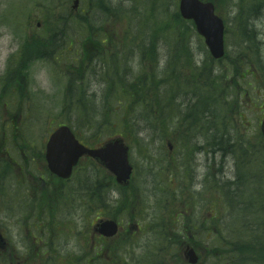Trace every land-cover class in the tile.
<instances>
[{
    "label": "rangeland",
    "instance_id": "obj_1",
    "mask_svg": "<svg viewBox=\"0 0 264 264\" xmlns=\"http://www.w3.org/2000/svg\"><path fill=\"white\" fill-rule=\"evenodd\" d=\"M120 0H112L113 3L118 4ZM128 0H124L126 2L123 4L124 7L128 6L127 5ZM142 1V0H140ZM159 1V0H158ZM90 2V0H88ZM59 3H62L60 0H0V72L2 71V67L7 64L8 58L10 55L14 54L17 48V45L19 43L18 39H13L11 36V31H12V26L10 25V21H13L14 18H19L22 19L24 18H29L33 19V22L36 20H46L50 18H55L59 17L61 15H67L71 14V9L70 5L71 2L69 3L66 2L67 8L66 11H61L58 9ZM91 3V2H90ZM143 5V4H142ZM228 7L230 4L227 5ZM45 7V9H44ZM226 6H223L222 9L220 10V14L226 19V25H227V30H226V36L228 39H225V47L226 51L228 53V58L230 56H234L236 54V46H235V33H236V27L234 24V19L233 16L236 12V10L233 8H228ZM7 8H9L10 13L7 17H4L7 14ZM82 8H88V5L85 0V4L83 5L82 3H79V8L78 10ZM177 8V0H166L164 5H162V9L165 10V15L168 11L171 10H176ZM29 9V10H28ZM90 11H93L94 8H88ZM129 11V17L133 18L135 22L142 23L145 26L143 28L144 32L146 34H149L151 32V29L154 28L156 31L159 29L160 26H158L160 23H156V18L152 20V15L154 9L150 10L148 9V5L146 4V9L143 7L139 8L140 15L139 16H134V11L131 8L127 9ZM70 11V12H69ZM29 12V13H28ZM28 13V14H27ZM158 13L155 12V14ZM258 13V16L256 19H253L251 21V26L255 30V33L257 34V39L260 41V56H261V61L264 65V8ZM27 14V15H26ZM82 14V12H81ZM151 14V17L149 15ZM91 17L90 15H88ZM95 19H101L100 22L94 21L96 27L100 26L103 28V30L106 33H111L113 31V27L115 26L116 31H117V36L121 34L120 30L124 29V31H128L129 34L133 33V28L130 27L129 24L122 25L121 22H117V17H110L107 16V14L97 11L95 12ZM102 17L110 19L109 22L105 21L102 22ZM162 18L164 19V15H162ZM125 20V17H124ZM99 21V20H98ZM113 25H111V24ZM100 24V25H99ZM95 25L92 26L94 27L95 30ZM130 27V28H129ZM101 31L100 33L103 34L104 31ZM173 32L174 30H165L162 33V38L160 39L159 43V49H158V64L160 67H163L165 64V61L167 59V51H168V46L170 44V39L173 37ZM190 32V39L192 41L193 46H195V52H196V60L199 63L201 59L204 57L203 51L199 50V45L202 43L201 40L193 35L191 33V28H189ZM116 39L115 37H113ZM83 39L82 36V31L78 33V45L80 48V40ZM80 51V49H79ZM90 53L92 51V48L90 47L88 50ZM79 54V53H78ZM228 58L223 61L226 62ZM64 63H67L64 62ZM59 66L63 67V64L60 63L58 64ZM93 66V65H92ZM137 69L136 76L134 79L131 80V83L135 82L137 79L141 78L144 75L143 69L141 67L135 66ZM32 72H36V75L34 77V87L35 89L30 90L31 93H33V102L30 104H27L22 107V111L25 112V115H27V118L23 121L21 125H23V129L27 130L25 132V135L28 134L29 137H27L30 141V144L32 148H25L23 151L28 152L26 155L30 156V151L37 153L38 151H42V148L44 147V144L47 140V136L49 132L51 131V128L56 126L57 124H61V122H67L69 121L77 131L74 121L77 120L79 124L82 127V132L80 135L84 140H86L88 143L95 144L99 142L101 139H103L107 134L102 133V134H96L94 132L95 128L92 127L89 124L90 117L93 116L94 112L97 114L94 117H99L101 115V97H102V92L101 90L103 87L99 86L96 84V81L94 80L96 74H99V72L92 73L90 70H78L77 76L81 77V81L78 83H74V86L72 87L73 93L75 95V98L78 97L79 91L83 89L85 93L91 95L89 96L90 98H96L97 104L94 105V103L91 106L86 105V110L87 113L83 114L79 111V109L75 106H71L68 102H64L65 98L68 96L67 91H66V86L68 85V82H66V79L64 77H61L58 74H55L53 69L49 66L46 65L45 63H39L36 64L32 67ZM56 75V78H55ZM87 75H89L92 80L89 82V85L87 82H82L86 80ZM247 82L250 83V85H247ZM240 83L247 85L248 90H249V104H253L252 110L249 109L247 111V119H243L239 126L240 132H242L244 135L246 134L250 140L254 141L256 137V132L258 129V124H259V118L261 116V109L264 106V90L260 89L258 84L261 85V87L264 88V73L259 72L254 75V78L251 76H248L245 80L240 81ZM157 89L154 90L155 96L157 95ZM157 98V97H156ZM95 107V109H94ZM249 106H247L248 108ZM65 111L66 113L61 112ZM142 111V106H133L129 111L128 115L130 118H132V125L133 129L136 131V140L134 143H131V147L129 150V158L130 162L133 164L135 167V179L134 183L137 185L136 190L138 193H141V190L143 189L144 192L148 195L147 200L145 204L148 203V199L154 196L153 192L154 189L158 188L159 183H163V181L167 178H170V175H167V172L165 176H162L158 171H156L159 168V163H165L167 159L165 158L167 156V150L162 148V140L159 138V133L157 131L153 130L152 128L147 127L151 123L150 118H143L141 116ZM91 115V116H90ZM26 122L28 124L26 125ZM120 133V132H118ZM232 135H235L233 133ZM134 137L133 135H130ZM135 138V137H134ZM149 141L150 143V148L153 145L154 148L149 149L148 151L140 152L139 147L137 146L138 142H147ZM180 141L183 143V140L180 139ZM198 143H201V140L197 141ZM99 144V143H98ZM181 147L182 144L180 143ZM183 148V147H182ZM175 153H170L172 155L169 156V160H173L175 163H173V178L174 180L172 187L170 189L172 191L179 192L178 189V184H179V173L181 172V168H179V165L181 162L184 160L185 154L182 151V154H180L179 149L175 147ZM18 156V154H17ZM33 157V156H32ZM192 160H191V165H192V178L190 181V188L191 190L194 191H199V190H205L203 192V195L206 196V198H211L214 190L211 189L206 193L207 184L204 183V180L208 177H211L212 180L214 179L215 175L218 180H225L226 177L231 176V173L226 170L220 172L218 171V167H216L215 163H218L220 157L219 154H213L209 153L205 148H203V152H194L192 154ZM22 158V156H21ZM233 157L229 155L226 158V166L227 169H231L233 171ZM151 160V161H150ZM97 168L100 170L102 169L98 163L93 161ZM35 167L32 164H30L31 171L34 172V168H36V171L34 172V175H38L39 172H41L44 169V163L43 161L38 162V160H35ZM20 164H23L25 166L24 161H20ZM88 164L86 159L83 160L82 164L80 165L85 167ZM149 165H152V168L150 169ZM149 166V167H148ZM26 167V166H25ZM216 169V170H215ZM103 170V169H102ZM147 170L149 172H147ZM210 171L212 175L207 176V172ZM94 172V170H93ZM32 176L31 182L33 186H36L39 190L42 187L46 186V183H43L41 181H37L36 176ZM29 175L26 176V180H29ZM98 181H102L105 184H110L109 181L107 180V175L106 172L100 171L99 176H98ZM163 187H166L167 190H169L168 185H164ZM162 187V188H163ZM3 190H7V184L5 183L3 185ZM213 204L216 203V199L214 198L212 201ZM144 204V205H145ZM150 205L151 203H148L146 205V209L143 208L140 216L136 217L135 221H139L141 224L142 230L138 233V239L140 243H143L144 237L147 235V240L151 244L154 243L155 238L154 235L150 230L149 234H146V230L143 231L145 223L151 219L150 214L153 212L150 210ZM7 206V203H3L0 205V207L5 208ZM95 206L92 205L91 207L88 208L87 211V216L82 217V210L77 209L74 214H72L69 218L70 220V227H73V231H70V228H62V231L60 235L62 236V239H59L58 242H75L78 238H83L85 237L84 232L88 231V235L90 236L91 234V223L94 221V216L90 213L91 210ZM211 210L210 207H205L202 205L196 206L195 211L196 214H199V211L202 213L207 214ZM157 213H161L157 211ZM8 219L9 215L7 211H1L0 210V225L3 226L5 229L8 230ZM58 221L59 217L56 218ZM93 219V220H92ZM92 220V221H91ZM226 220V219H225ZM62 221V219L60 220ZM66 225V224H65ZM63 226V224H62ZM140 226V225H139ZM10 232V230H9ZM8 232V234H9ZM204 236V233H203ZM202 237V235L200 236ZM90 243V242H89ZM97 246L95 248V251L100 248V242H96ZM207 245V244H206ZM136 249L137 246H136ZM83 250L79 247L76 248V251L74 253L76 254H81ZM100 264H106L104 261Z\"/></svg>",
    "mask_w": 264,
    "mask_h": 264
},
{
    "label": "trees",
    "instance_id": "obj_2",
    "mask_svg": "<svg viewBox=\"0 0 264 264\" xmlns=\"http://www.w3.org/2000/svg\"><path fill=\"white\" fill-rule=\"evenodd\" d=\"M101 1V0H99ZM161 1V0H160ZM217 5H220L222 3H226L227 0H214ZM231 1V0H229ZM158 2V0H151V3L155 5ZM247 3V7L244 5V3ZM160 5H164V3H161ZM253 5H256L259 8L264 7V0H236L235 6H238L239 8V14H238V22L240 26L245 28V24H247V20L249 16H251V12L253 13V10L251 9ZM244 6V8H243ZM187 24L184 22L180 17L178 12L175 10L170 15L168 20L166 21V24H163L161 27V35L163 31L165 30H174L175 36H176V50H173L170 55L173 54V57L175 60L174 64L176 68L180 69V67H189L191 65V61L187 58L184 60H180L182 56H185L186 54L189 57L188 49L186 48L184 44L183 38L187 35ZM154 35L156 37H160L161 35L155 30ZM84 48L86 45H92V46H100L102 44V40L96 38L94 35L90 36L89 38H86L84 41ZM258 42L250 36L249 44L245 46L244 52L242 55L239 56L238 64L235 69V71H240V64L247 59V53L250 51H253L254 53H257L258 51ZM143 54L150 60L151 62H155L157 60V54L158 49L156 42L154 39L151 40L148 47L142 48ZM104 55V52H102L101 49H96L93 52V57L98 59L101 58ZM84 59H89V55L85 54ZM213 61L210 59V57L207 55V58L203 62V66L200 68H197L194 70L188 77L187 82H184L188 89L193 92L195 95V100L191 102L188 101L187 105L185 106L186 109L195 110L199 112H205V109L207 107L208 102L215 101L219 108L221 115L227 113L229 110L226 109L221 99H224L225 91L227 94H232V103L230 107H233L234 104H236L238 100V95L236 92H229L228 88L226 87L227 84L223 81L224 75H214L212 73ZM172 62L168 61L166 67L163 69L164 73L168 72V69L170 68ZM103 69H106L104 71V75L110 73L108 79L104 78L106 81H104L102 78L101 80L105 82L106 84V94H105V102L108 100H111L112 97L116 94H124L127 90V88L130 86V83L127 81V74H126V66H120L118 63L109 61L107 64L103 66ZM172 74V72H171ZM124 77V79H123ZM114 78L117 80H114ZM182 81H179L178 83H181ZM165 83H169L168 81H165ZM130 92V91H128ZM136 94V93H135ZM104 97V95H103ZM137 96L130 98L133 100H136ZM161 107V105H157L156 109L158 110ZM154 109H151L153 111ZM81 112V111H80ZM119 112H123L124 115H121L122 118L118 115V122H115L112 117H108L107 115L101 116V118H97L93 116H96L97 114L94 112L93 116L90 117L89 124L95 128V132L97 131H107L108 135L114 134V130L117 128L121 130L122 135L132 133L134 130L131 128V124L128 121V116L125 110L119 109ZM159 114L153 115L152 122L159 123L160 119L162 118L163 111L159 110ZM231 114H238V117L240 118V112H234L230 109ZM215 113V112H214ZM115 118V116H114ZM117 118V117H116ZM224 120V116L221 118V121ZM119 124H122V127L119 126ZM77 129L79 131L82 130L81 125L79 122L76 124ZM115 128V129H114ZM219 130V128H218ZM220 134L223 135V131L219 130ZM226 142V139L217 138V142ZM234 152V150L232 149ZM243 166V165H241ZM262 171V167L258 170ZM264 172V169H263ZM87 179V178H86ZM89 183V182H85ZM98 181H94L92 185V189L94 193H98L97 191V184ZM114 185V184H113ZM229 187V186H228ZM122 192H120V203L121 204H130V198L134 196V194L129 189L128 191L125 190L126 188H122ZM264 193V190H263ZM97 197V195H96ZM231 201L233 200L230 197ZM167 195H163L162 198L159 199V202L163 204V208L167 209ZM255 206L254 208L259 211L258 215L261 218H264V195L261 198L259 195L255 196ZM232 204V203H231ZM129 206V205H127ZM120 207V206H119ZM118 210H121L122 208ZM133 207V206H132ZM114 215V213H112ZM261 224L264 225V219H260ZM227 233L224 234V240L222 244H218L217 246H214L209 252H207V258L204 259L203 264H264V230H260L259 234L258 232H255V241H250L249 235L251 232V229L249 231L242 230L241 233H235L233 234V226L226 229ZM238 235V236H237ZM191 243L196 246L198 243L195 242V240H192ZM94 260L96 262H99L102 260L101 257V249L97 252H94ZM114 264H118V261L113 262ZM176 264H179L178 261H175ZM139 264H148L147 260H145L144 263L139 262Z\"/></svg>",
    "mask_w": 264,
    "mask_h": 264
},
{
    "label": "water",
    "instance_id": "obj_3",
    "mask_svg": "<svg viewBox=\"0 0 264 264\" xmlns=\"http://www.w3.org/2000/svg\"><path fill=\"white\" fill-rule=\"evenodd\" d=\"M76 4L77 0L74 6ZM179 11L183 18L194 21L197 32L204 37L212 55L220 57L223 53V23L214 15L213 4L200 0H179ZM261 131L264 137V118ZM83 154L98 158L105 168L115 175L117 182H127L131 173L127 147L118 140L108 142L97 149H89L78 143L68 126H61L51 134L46 145L49 168L60 177H68L72 166ZM97 231L104 236H112L117 231V225L112 220L101 221ZM185 255L190 263L197 261L192 249L186 251Z\"/></svg>",
    "mask_w": 264,
    "mask_h": 264
},
{
    "label": "flooded vegetation",
    "instance_id": "obj_4",
    "mask_svg": "<svg viewBox=\"0 0 264 264\" xmlns=\"http://www.w3.org/2000/svg\"><path fill=\"white\" fill-rule=\"evenodd\" d=\"M76 26L77 24L74 23V33L77 32ZM14 158L15 157H11L7 153L2 155L1 160H3V163L10 165V169L12 170ZM0 172L5 173L6 170L2 169ZM42 172L45 173V170L43 169ZM27 175H29V180H26ZM31 178L30 173L27 172L23 164H20L17 166V175L12 172L10 177L4 179V183H7V194L11 202L8 230L0 225V232L4 236L5 231L7 230L9 232L10 230V235L5 237V248L2 249V244L0 243V249L8 252L9 257L14 258L10 264H36V261L39 259L38 257L45 255V253L43 254L40 251L43 248L60 249L61 251L66 249L61 242H58L59 239H62L60 235L62 231L61 222L55 221L56 224L48 231L32 232L28 234ZM52 179L55 183L57 182L56 179ZM39 181L45 183V178L41 173L39 175ZM57 196H60V194L56 193V197ZM56 206L60 209L61 203L56 204ZM131 221L130 218L127 219V223ZM138 232L139 230L130 231L125 229L121 234H127V236L131 238H137ZM54 256L62 260L59 255ZM54 256L51 255L49 257Z\"/></svg>",
    "mask_w": 264,
    "mask_h": 264
},
{
    "label": "bare ground",
    "instance_id": "obj_5",
    "mask_svg": "<svg viewBox=\"0 0 264 264\" xmlns=\"http://www.w3.org/2000/svg\"><path fill=\"white\" fill-rule=\"evenodd\" d=\"M252 8H254V9H258V11L260 12L264 7H262V8H259V7H257L256 5H253L252 6ZM79 96L81 97V99H83L87 104H90V105H92L93 103H94V105L95 104H97L98 102H96V98H93V97H89V96H91V95H89V94H87V93H79ZM195 100V97H190V101L191 102H193ZM235 138H236V140H237V142L239 143V144H243V143H246L247 144V146H248V155H247V159H246V161H245V163H244V167H249V166H251L252 165V163H251V160L253 159V156H255V157H257V158H259V155H258V149L255 147V145L253 144V141L252 140H250V139H248L247 137H243V136H235ZM196 139H199V137L198 136H196ZM192 145H194V147H198V146H201V145H203V142L201 141V143H198L195 139L193 140V142H192ZM199 152H201L200 150L197 152V153H199ZM191 160H192V157H191V159L187 162L191 167H192V165H191ZM233 166H234V168H233V171L231 170V169H227V166H226V160H224L223 161V163H222V165L219 167V169H218V171H220V172H222L223 173V171H226V170H228L230 173H231V176H228V177H226V179L225 180H223V182H224V184H225V187H228V188H232L234 185H235V179H234V173H235V171H236V169L238 168V167H240V164H239V162H237L235 159H233ZM259 166H260V168L262 167V170L264 169V158H259ZM181 168L182 169H185V171H189V170H187V167L184 165V164H182V166H181ZM209 173H211L210 171H208ZM208 172H207V176H210L209 174H208ZM212 174V173H211ZM214 178H216L217 179V177H216V175H215V177ZM208 179L209 180H212V178L211 177H208ZM221 192V191H220ZM222 194H224L223 192H221ZM226 197H231L233 200H236V196L234 195V194H226ZM232 200V201H233ZM232 209H234V210H238V208L237 207H233ZM239 217H240V215H239V211H233V212H231L228 216H227V218H226V225L227 226H232V225H234V223L239 219ZM74 245H75V242L74 243H72V242H70V241H68L67 242V246L69 247V248H72V247H74Z\"/></svg>",
    "mask_w": 264,
    "mask_h": 264
}]
</instances>
